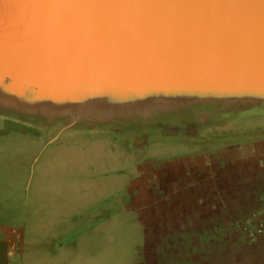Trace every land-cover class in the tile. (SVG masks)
<instances>
[{
	"label": "water",
	"instance_id": "obj_1",
	"mask_svg": "<svg viewBox=\"0 0 264 264\" xmlns=\"http://www.w3.org/2000/svg\"><path fill=\"white\" fill-rule=\"evenodd\" d=\"M0 112L65 129L264 118V0H0Z\"/></svg>",
	"mask_w": 264,
	"mask_h": 264
},
{
	"label": "rangeland",
	"instance_id": "obj_2",
	"mask_svg": "<svg viewBox=\"0 0 264 264\" xmlns=\"http://www.w3.org/2000/svg\"><path fill=\"white\" fill-rule=\"evenodd\" d=\"M41 131V136L37 132L36 136L21 138L34 147L24 156L29 162L25 168L26 191L28 195L32 193L33 199L36 191L38 209V225L33 228V241L29 245L41 252L47 264H136L139 260L136 245L144 241L145 232L153 235V228H147L149 220L151 223L169 218L180 220L184 218V205L198 203L196 191L177 197L166 196L161 189L153 190L154 171L181 157L140 162L129 167L132 176L127 180L121 170L123 160L110 153L109 144L101 136H91L76 127L59 130L55 136L60 137L52 141L56 129ZM221 140L224 141L204 144V150L238 141L226 137ZM12 151H5L3 164L15 161ZM168 153V157L175 155ZM128 205L139 210L138 216L128 211ZM152 238L141 244L145 248L141 264L143 259V264H155L159 257V246Z\"/></svg>",
	"mask_w": 264,
	"mask_h": 264
},
{
	"label": "crops",
	"instance_id": "obj_3",
	"mask_svg": "<svg viewBox=\"0 0 264 264\" xmlns=\"http://www.w3.org/2000/svg\"><path fill=\"white\" fill-rule=\"evenodd\" d=\"M237 140L210 151L187 152L154 171L153 190L177 197L196 191L198 199L193 206L184 205V218L154 222L152 239L160 253L155 264H264V235L248 234L249 228L264 220V133ZM28 163L27 159L8 162L18 167ZM2 168L0 264H12L32 241L20 207L26 196L24 179L13 176L11 184L12 175ZM11 199L15 206L10 205Z\"/></svg>",
	"mask_w": 264,
	"mask_h": 264
},
{
	"label": "flooded vegetation",
	"instance_id": "obj_4",
	"mask_svg": "<svg viewBox=\"0 0 264 264\" xmlns=\"http://www.w3.org/2000/svg\"><path fill=\"white\" fill-rule=\"evenodd\" d=\"M254 121L244 120V121H235L231 119H214L208 120V122L201 124V122L196 119H184L180 122H165V121H155L149 123L142 124H127L123 127H116L115 125H104L97 127H84L79 126L80 128L89 132L91 136L99 137L104 139L107 142L110 153H113L120 157L123 160L122 174H125L128 178L132 176V173L128 171L129 167H136L138 163L144 162L146 160H166L170 158H178L180 155H183L187 152L194 151H202L204 150V144L213 145L218 143L222 137L229 138L230 140L237 139L239 137L251 135L257 131L251 130L249 123ZM39 124V126H37ZM61 128L58 129V127ZM42 127V128H41ZM70 128V129H74ZM56 129L53 137L56 133L65 129V125L62 124H47L43 122L41 119L32 118V117H20L16 114L12 113H3L0 112V166L3 167L5 173L8 175H12L17 178L24 179L22 183L24 184L23 190L26 193L25 198L20 201V207L23 208V213L26 216V225H27V238L30 241L32 240L33 228L38 225L36 223V213L38 209L36 208V191L35 197L33 199L32 193L29 195L26 191L27 184V170L25 168L26 165L15 166L8 164V162L4 163V153L12 152V159L15 160H24L25 155L32 152L34 147L28 143L26 145L21 138L23 135H32L36 136L37 132L39 136H41L42 131L44 130L46 133L51 130ZM39 130V131H38ZM212 131L211 134H208V131ZM197 131V133H196ZM263 131V130H259ZM189 134L202 136L209 138V140L205 142H189V141H181L174 140L176 138H182ZM148 140V141H147ZM104 147H107L104 145ZM19 152H14V151ZM205 151V150H204ZM170 153H174L172 157H168L167 155ZM167 156V157H166ZM10 181V183H15V179ZM16 178V179H17ZM38 180V179H37ZM37 184V183H36ZM37 187V186H35ZM10 205L15 206L16 201L14 199L10 200ZM128 211L132 214L137 215L139 213L138 209L131 208V205H128ZM138 216V215H137ZM136 224L138 221L133 220ZM150 225L147 228L151 229L154 225V220H149ZM152 230V229H151ZM150 230V232H151ZM144 241H142L139 245H136V252L139 256V260L136 264H141L140 259L144 258L145 248L141 247V244L145 243L152 237L151 233L145 232ZM35 247L30 246L29 244L25 246L22 254L18 255L14 258L12 264H47L43 262V257L41 252L37 253L34 249ZM146 254V258L148 253ZM144 260V259H143ZM142 260V264L143 261ZM50 262H53L52 260ZM52 264V263H48ZM146 264H149L148 262Z\"/></svg>",
	"mask_w": 264,
	"mask_h": 264
},
{
	"label": "built area",
	"instance_id": "obj_5",
	"mask_svg": "<svg viewBox=\"0 0 264 264\" xmlns=\"http://www.w3.org/2000/svg\"><path fill=\"white\" fill-rule=\"evenodd\" d=\"M261 204L264 208V198L262 199ZM248 234L252 237H255L256 235H264V220L259 222L254 227L249 228Z\"/></svg>",
	"mask_w": 264,
	"mask_h": 264
},
{
	"label": "trees",
	"instance_id": "obj_6",
	"mask_svg": "<svg viewBox=\"0 0 264 264\" xmlns=\"http://www.w3.org/2000/svg\"><path fill=\"white\" fill-rule=\"evenodd\" d=\"M250 129L254 131L264 130V118L254 119L249 123Z\"/></svg>",
	"mask_w": 264,
	"mask_h": 264
}]
</instances>
